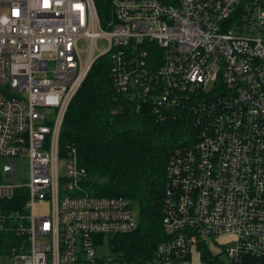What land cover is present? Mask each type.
<instances>
[{"label":"built area","instance_id":"2783aa9c","mask_svg":"<svg viewBox=\"0 0 264 264\" xmlns=\"http://www.w3.org/2000/svg\"><path fill=\"white\" fill-rule=\"evenodd\" d=\"M106 53L119 91L199 114V141L167 167L168 237L140 264H264V0H0V233L23 237L4 257L127 264L100 247L135 231L138 209L92 193L76 147L60 146Z\"/></svg>","mask_w":264,"mask_h":264},{"label":"trees","instance_id":"16d2710c","mask_svg":"<svg viewBox=\"0 0 264 264\" xmlns=\"http://www.w3.org/2000/svg\"><path fill=\"white\" fill-rule=\"evenodd\" d=\"M150 43L148 60L154 62L161 50ZM198 118L191 104L171 107L161 115L152 100L119 91L113 84L110 53L94 62L71 101L60 135L62 153L76 147L92 193L126 197L139 212L138 228L117 235L113 242L121 261L140 264L141 259H151L159 242L168 237L163 224L167 167L178 150L199 141ZM22 241L12 231L1 232L0 258ZM202 259L218 264L209 252Z\"/></svg>","mask_w":264,"mask_h":264},{"label":"rangeland","instance_id":"374dc122","mask_svg":"<svg viewBox=\"0 0 264 264\" xmlns=\"http://www.w3.org/2000/svg\"><path fill=\"white\" fill-rule=\"evenodd\" d=\"M132 202H133V201H132ZM117 238H118V237H116V239H117ZM113 242H114V241H113ZM218 246H220V247H222V248L224 247V246H222V245H217L216 247H218ZM214 251H217V248H215ZM100 252L103 253V254H106V255H110L112 258H116V260H120L119 257H122V256H120L119 253L113 251V250L110 248V246H109V238H108V237H106L104 245L100 247ZM217 258H218L220 261H222L223 263H225V264H231V259H229V257L227 256V254H226L225 252L222 253V254H219V255L217 256ZM196 261H197V259L195 258L193 264H196ZM199 261H200V264H210L208 261H205V260H203V259H199ZM0 264H10V260H9V258H6V257H2V259L0 258Z\"/></svg>","mask_w":264,"mask_h":264}]
</instances>
